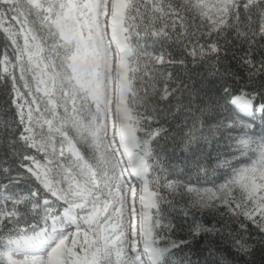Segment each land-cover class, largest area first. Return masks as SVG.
Wrapping results in <instances>:
<instances>
[{
    "label": "snow or ice",
    "instance_id": "snow-or-ice-1",
    "mask_svg": "<svg viewBox=\"0 0 264 264\" xmlns=\"http://www.w3.org/2000/svg\"><path fill=\"white\" fill-rule=\"evenodd\" d=\"M0 31L12 48L0 53V81L14 105L0 143L16 166L12 176L0 161V264H192L184 247L200 241L212 264L255 257L264 246V130L253 120L264 118V0H0ZM173 36L177 57L165 47ZM236 42L245 87L259 88L226 98L194 82L188 57L214 60L223 75ZM217 139L248 159L236 168L217 158L228 170L219 184L194 187L168 163L171 148L198 177L215 176L204 149ZM177 196L179 225L169 216ZM204 211L221 219L202 222ZM177 230L187 239H172Z\"/></svg>",
    "mask_w": 264,
    "mask_h": 264
},
{
    "label": "trees",
    "instance_id": "trees-1",
    "mask_svg": "<svg viewBox=\"0 0 264 264\" xmlns=\"http://www.w3.org/2000/svg\"><path fill=\"white\" fill-rule=\"evenodd\" d=\"M196 23H199L198 21ZM204 29H201L203 31ZM199 34V33H198ZM259 41V37H257ZM175 36L171 41H168L165 44L167 51L171 52L174 57L179 55L178 46L174 43ZM204 43V40L200 41ZM223 43V41H221ZM158 47V46H157ZM246 48L247 45H244ZM151 50V49H149ZM7 51L9 55L12 54V48L9 46V41L6 35L0 31V53ZM233 53L236 57L243 55V51L241 50L239 42H236L235 47H232L228 53L227 59L223 60L221 63L224 65L223 69H220L223 72V75L217 74V69L213 68L212 65L215 63L214 60L209 59H193L192 57H188L186 61V68L188 70L189 75L193 77L194 82L203 81L204 86L211 87L214 90V94L219 96H225L226 98L230 97L234 94H239L241 89L244 91H250L251 88H259V84L251 85L250 87H245V84L248 81V73L243 69V67L237 62V59L233 58ZM260 57V49L256 48V59L259 60ZM185 66H181L182 68ZM137 86H140V82H135ZM159 87V85H158ZM228 88V93L224 92V88ZM10 97L7 89L4 87L3 81H0V121L11 119L10 113L14 110V105H10L8 103ZM62 111V109H61ZM8 113V115H5ZM246 114L241 113L238 118H245ZM255 123V130L260 131L264 130V118H261L259 114L253 118ZM168 123H171V119H169ZM168 123H165V127H168ZM15 131V129H13ZM3 135V133H0ZM235 135V133L233 134ZM164 143V141H161ZM234 142L228 141L227 139H217L212 143L210 147L204 149L205 152H210V164L213 167H216V174L210 178H204L201 176H197L195 170L190 169L193 168L191 163L185 159L184 155H182L179 151H176L175 154H172V149H168V163L177 170V172L182 173L181 179L186 181H190L191 185L200 189L208 188L213 186V181L216 184H219L223 181L226 172L228 171L225 168L217 167L218 159L219 163H222L225 159L229 160L233 167L239 168L248 163L247 157L240 156L238 152H236L234 147H230ZM7 160L8 166L11 167L12 172L11 175H16V166L12 164V158L8 155V149L2 143H0V161ZM3 180V177H0V181ZM5 183L7 181H4ZM25 188V184L22 182L16 187L9 188V191H21ZM168 199H172L171 196H168ZM176 201H180L176 203ZM176 206L174 208H169V216L173 219V223L181 224L184 222L185 218L182 215V209L184 208L183 201L180 200V197H176ZM163 207L168 208V205H163ZM197 218L202 222L215 223L217 220H220L221 217L219 215L211 214L207 211L201 212L197 214ZM187 219H191L188 217ZM247 223V222H246ZM232 226V225H230ZM248 232L250 233L251 238L258 240L256 229L254 226L249 225ZM177 241L181 239H187L186 233L184 231L177 230L175 235L172 237ZM209 245L206 241L193 242L188 246L184 247V252L182 255L188 256L192 260V264H212L213 254L210 252ZM227 247V245H225ZM238 264H264V246L258 245L257 252L253 259L249 260V258H245V260H238Z\"/></svg>",
    "mask_w": 264,
    "mask_h": 264
},
{
    "label": "rangeland",
    "instance_id": "rangeland-1",
    "mask_svg": "<svg viewBox=\"0 0 264 264\" xmlns=\"http://www.w3.org/2000/svg\"><path fill=\"white\" fill-rule=\"evenodd\" d=\"M21 43H22V39H21ZM17 76H19V70H17ZM18 87H20L21 91L24 92V91H27L26 89H24L23 87V81H21L19 84H18ZM136 183V186L137 188L140 187V183L139 181H134ZM139 206V205H138Z\"/></svg>",
    "mask_w": 264,
    "mask_h": 264
}]
</instances>
